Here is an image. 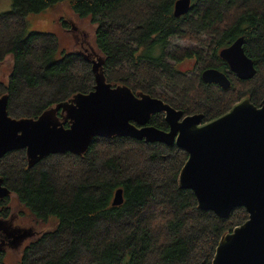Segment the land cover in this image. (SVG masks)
I'll use <instances>...</instances> for the list:
<instances>
[{"label": "trees", "instance_id": "16d2710c", "mask_svg": "<svg viewBox=\"0 0 264 264\" xmlns=\"http://www.w3.org/2000/svg\"><path fill=\"white\" fill-rule=\"evenodd\" d=\"M11 1V10L0 13V61L11 58L0 96L7 95L12 118L35 119L94 87L89 59L64 52L54 33L26 30L29 14L64 2L94 26V46L113 86L205 121L245 96L256 106L264 98V0H191L178 18L176 0ZM239 36L256 75L238 80L230 72L227 90L205 84L201 71H225L217 51ZM185 60L193 62L189 71L177 68ZM57 116L68 127L64 115ZM149 124L167 128L162 114ZM186 159L175 145L129 137L94 138L83 156L54 154L31 168L24 150L5 154L0 177L11 194L0 200V219L10 221L16 209L19 219L26 211L36 222L55 223L23 247L16 264H211L220 238L244 223L247 213L239 207L222 219L200 210L193 192L177 186ZM119 188L123 203L113 206ZM5 255L0 251V264Z\"/></svg>", "mask_w": 264, "mask_h": 264}, {"label": "water", "instance_id": "95a60500", "mask_svg": "<svg viewBox=\"0 0 264 264\" xmlns=\"http://www.w3.org/2000/svg\"><path fill=\"white\" fill-rule=\"evenodd\" d=\"M190 3L176 0L173 15H186ZM219 57L238 80L256 75L253 60L244 53L243 37L220 50ZM101 66L100 58L92 61L94 87L90 92L75 94L35 119L10 117L7 95L0 96V159L9 152L24 150L31 168L54 154L83 156L94 138L129 137L145 144L175 145L187 153L177 186L193 192L200 210L222 219L239 207L247 213L244 223L220 238L211 264H264V98L256 106L245 96L226 113L203 122L201 114L183 117L182 111L158 98L111 85ZM201 80L224 90L230 87L225 74L214 68L203 70ZM58 112L69 122L68 127L60 122ZM158 113L164 114L167 131L149 125L150 118ZM10 194L0 177V200ZM122 203L119 188L112 205ZM10 221L0 219V236L4 234L0 251L33 235L32 228L13 227Z\"/></svg>", "mask_w": 264, "mask_h": 264}, {"label": "rangeland", "instance_id": "374dc122", "mask_svg": "<svg viewBox=\"0 0 264 264\" xmlns=\"http://www.w3.org/2000/svg\"><path fill=\"white\" fill-rule=\"evenodd\" d=\"M12 7L11 0H0V13L10 11ZM67 24L66 26H71L67 29H61L59 26L64 27L60 24V19ZM75 27V28H74ZM74 28V29H73ZM26 30L27 32H49L54 33L60 43V49L79 46L83 44L85 50L81 51L85 56H93V59L99 58V53L94 46V26L89 22L88 19H78L71 12L67 2L60 3L51 8H48L38 14H29L26 17ZM179 43V42H176ZM180 43H185L180 41ZM71 50V49H70ZM185 62L183 65H178L177 68L181 71H189L193 62ZM11 66V58L8 57L0 65V78L2 80L6 79L8 70ZM14 200H12V203ZM15 206V205H14ZM13 206V207H14ZM24 211V210H23ZM19 210L14 209L10 223L20 224L22 228H32L31 232H35L33 240H35L44 230L52 229L54 226V221L51 219L47 223L36 222L32 217H30L26 211L24 215L18 218ZM50 229V230H51ZM28 242L17 246L7 247L5 250L6 255L4 256V264H16L23 247Z\"/></svg>", "mask_w": 264, "mask_h": 264}, {"label": "flooded vegetation", "instance_id": "af4514ba", "mask_svg": "<svg viewBox=\"0 0 264 264\" xmlns=\"http://www.w3.org/2000/svg\"><path fill=\"white\" fill-rule=\"evenodd\" d=\"M192 3V2H191ZM190 3V5H192ZM60 20H63L62 18L60 19ZM60 22V21H59ZM66 24V23H65ZM67 25V24H66ZM71 26H66V27H61V26H59V28H61L62 30L63 29H67V28H70ZM75 28V27H74ZM73 28V29H74ZM239 37H243V36H239ZM238 37V38H239ZM236 40V39H235ZM235 40H233L232 42H230L228 45H226L225 47H223V48H226V47H228V46H230ZM243 44H244V38H243ZM186 45H189V44H186ZM195 45V44H194ZM223 48H221V49H219L218 51H217V55H218V57H219V52H220V50H222ZM71 49V50H70ZM62 50L65 52V51H69V52H72V53H77V52H81V51H84L85 50V46L83 45V44H80L79 46H76L75 45V47H69V48H62ZM220 58V57H219ZM89 60H90V64H92V61H96V59H93V56H90L89 57ZM220 60L222 61V63L227 67V69L225 70V71H220L219 69H217L218 71H220V72H222V73H224L225 74V76L229 79V73H230V70H229V67H228V65H227V63L225 62V61H223L221 58H220ZM185 62H190V61H183V62H181V63H179L178 65L180 66V65H183V63H185ZM192 63V62H191ZM177 65V66H178ZM10 69H11V66H10ZM10 69L8 70V73H7V75L9 74V72H10ZM207 69V68H206ZM191 70V69H190ZM203 70H205V69H203ZM202 70V71H203ZM202 71H201V73H202ZM201 73H200V78H201ZM233 74V73H232ZM234 75V74H233ZM0 80L1 81H5V80H2L1 78H0ZM229 81H230V79H229ZM231 83V82H230ZM205 84H207V83H205ZM208 85H210V84H208ZM214 85H216V84H214ZM218 86V85H217ZM183 113V112H182ZM158 114H162L163 115V119H164V114L163 113H158ZM155 115H157V114H155ZM183 117H185L184 115H183ZM203 122H207V121H205V120H202ZM164 122H165V120H164ZM166 123V122H165ZM150 125V124H149ZM166 126H167V128H166V130H163V131H167L168 129H169V127H168V125H167V123H166ZM154 127V126H153ZM156 128V127H155ZM157 129H159V128H157ZM161 130V129H160ZM8 232V231H7ZM34 236H35V232H33L32 233ZM4 234H2V236L0 237V239H2L4 236H3ZM31 236V237H29V238H26L23 242H22V244L24 243V242H30V241H32L33 240V238H34V236ZM15 244V243H14Z\"/></svg>", "mask_w": 264, "mask_h": 264}]
</instances>
